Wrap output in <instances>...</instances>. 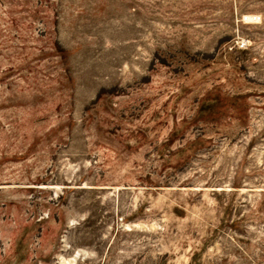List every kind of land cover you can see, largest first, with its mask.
Instances as JSON below:
<instances>
[{"label": "rangeland", "instance_id": "rangeland-1", "mask_svg": "<svg viewBox=\"0 0 264 264\" xmlns=\"http://www.w3.org/2000/svg\"><path fill=\"white\" fill-rule=\"evenodd\" d=\"M0 264H264V0H0Z\"/></svg>", "mask_w": 264, "mask_h": 264}]
</instances>
